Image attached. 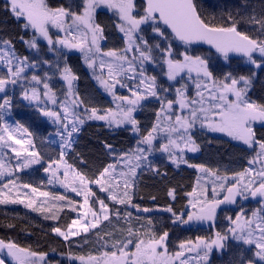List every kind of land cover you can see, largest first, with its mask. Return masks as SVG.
<instances>
[{
    "label": "snow or ice",
    "instance_id": "obj_1",
    "mask_svg": "<svg viewBox=\"0 0 264 264\" xmlns=\"http://www.w3.org/2000/svg\"><path fill=\"white\" fill-rule=\"evenodd\" d=\"M8 9L25 33L19 40L35 55H21L11 38H0V68L5 70L0 76L3 94L0 96V180L8 178L0 185V204L20 203L46 220H57L53 209L59 210L64 205L51 202L66 201L71 211L78 212L77 218L64 230L60 226L51 229L65 241L100 228L105 221L112 223L113 216L130 221L133 213L128 208L135 209L136 213L154 210L133 200L139 176L145 171L160 174L150 159L157 152L164 154L177 169L186 165L204 174L205 180L214 178L210 197L206 184H200L202 177H197V187L185 193L189 197L186 213L175 212L171 205L159 209L170 213L174 224L211 222L210 227L214 228L217 209L222 204H235L238 197L248 199L249 196L264 201V138H257L254 127L257 122L264 126V103H257L249 96L258 72L264 73V9L246 15L229 11L217 16L204 13L197 0H140L139 3L137 0H71L56 7L50 6L47 0H8ZM105 9L116 17L114 26L123 37L122 49L105 51L101 47L106 36L97 15L98 10ZM241 24L249 25L253 34L240 30ZM52 29L56 30L55 35ZM28 32L31 36L26 38ZM195 45H207L208 54H194ZM73 51L81 54L92 78L112 97L115 109L89 106L82 98L75 83L79 76L67 63L66 52ZM46 53H52L55 61L44 58ZM233 56L243 58L250 66L246 74L243 69L231 67ZM42 65L48 69L43 76L37 74ZM150 65L160 67L167 81L179 84L175 87L174 99L167 95L174 85L164 87L158 83L156 75L148 74ZM56 75L64 83L62 96L50 84ZM189 81L195 87V97L187 94ZM9 86H19L21 98L34 104L42 116L58 126L55 135L60 137L61 151L57 159L45 162L36 150L32 134L20 125L13 128L4 121L12 109ZM118 86L127 88L130 95H118ZM150 100L158 102L159 108L151 127L142 133L135 113L144 107V101ZM91 120L103 121L109 128L125 127L137 139L135 146L124 152L105 142L104 148L112 162L89 176L68 163L65 157L72 150L74 134ZM18 132L27 133L29 138H17ZM207 133H221L254 153L248 159L249 167L234 173L227 187L229 177L220 175L219 169L191 163L186 158L187 153L200 151L197 136ZM4 149L13 154L8 160L14 159L15 164L5 162ZM44 163L47 166L43 170L49 173L48 184L58 183L82 197V203L77 206V202L65 195L19 182L16 173ZM257 164L259 169L255 168ZM91 185L106 193L112 206L98 197ZM21 189L29 191L22 193ZM221 192L225 194L217 198ZM167 195L175 200V189L170 188ZM116 206H124L123 212ZM134 219L146 220L149 226L153 224L148 217ZM227 219L230 226L226 231H216L209 240L197 238L195 243L181 242L180 250L174 253L168 250L167 231L156 234L149 228L142 236L139 229L129 224L127 236L115 239L111 250L87 258L72 255L69 258L79 260L80 264H176L177 261L188 264L190 257L186 252H195L200 260L207 261L214 248L225 250L234 241L236 245L249 246L248 251L252 252L249 258L241 255L236 264H264V208L253 211L251 217H243L241 213L235 219ZM101 247H107V242ZM3 249H7L16 264H47L46 253L0 240V250ZM0 264H5V260L0 259Z\"/></svg>",
    "mask_w": 264,
    "mask_h": 264
},
{
    "label": "trees",
    "instance_id": "obj_2",
    "mask_svg": "<svg viewBox=\"0 0 264 264\" xmlns=\"http://www.w3.org/2000/svg\"><path fill=\"white\" fill-rule=\"evenodd\" d=\"M137 2L139 3L140 0H137ZM197 3L204 13L217 16L229 11L234 15L237 12H239L240 15H246L252 11L259 13L264 9V0H197ZM103 15V12L98 14L99 23L102 21L104 25H107V22H112L109 20L107 21V18ZM109 17L115 22L113 15ZM107 26V28L105 27L104 34L106 38L114 36V40L112 42L110 41V43H106L107 45L104 47L105 51L114 48L122 49L124 47V42H119L118 34L120 35V33L114 27ZM240 30L246 31L250 35L253 34L250 26L246 24H241ZM21 35H25V33L21 28V23H18L9 11L8 1L0 0V38H11L19 54L33 56L34 53H30L19 40ZM30 36L31 32H28L26 38ZM41 46L45 49L44 45ZM182 50L183 48H181V51ZM193 51L194 54L197 55L208 54V50L202 48L193 47ZM220 63L223 64V61H220ZM231 67L243 69L246 74L247 68L250 66L246 65L243 60H232ZM147 70L149 75H156L158 77V83H161L164 87H168L172 84L167 81L160 67L150 65ZM225 70H227V66H225ZM2 71L3 70L0 69V76L5 74L4 72L2 73ZM86 84L91 83L86 80L84 75H80L77 81L78 89H81ZM172 85L174 86L169 92V99L175 98V87L179 86V84ZM117 93L125 96L130 94L127 88H119ZM249 96L257 103H264V73L258 72ZM98 97L102 101L106 100V97ZM143 104L144 107L136 115V118L140 121L142 133L151 127L155 121L156 112V109L152 108V105L148 103ZM158 105V102H156V107H158ZM90 106L100 107L101 109L109 108L108 104L97 105L96 103H91ZM12 113L17 124L26 128L28 132L32 134L31 138L36 145V150L42 154L44 161L47 162L51 159H57L60 149L49 142V137L54 132V127L43 118L40 112L24 104L17 95L13 100ZM255 130L257 138H264V127L259 126L256 127ZM136 139L137 137L131 131H126L125 128L114 129L107 127V125L103 123L87 121L80 130L72 150L66 155V160L80 171L91 176L96 173L98 169L112 162V158L104 148L105 142L113 145L114 149L118 152H124L135 146ZM218 142H221V145L218 144ZM197 143L200 145V151L197 157H193L195 164H204L203 162L214 164L216 161L226 164L232 160V164H234L235 160L239 159L246 162V159H248L250 155V152L244 148V146L235 145L233 142L216 135H199ZM233 148L235 152L232 151ZM150 158L153 160L154 165L160 169V174L156 175L152 172L145 171L142 176H139L133 203L139 204L142 207H150L154 210H159L171 205L175 212L184 213L187 211L189 200V197H187L185 193L192 191L196 186L197 171L194 168H188L183 165L177 169L165 156L155 155ZM206 159H209V161ZM81 161H83V163ZM46 166V163H44L28 172L22 173L18 176L19 181H21V183H29L41 191L51 190L44 176L43 168ZM170 188L176 191L175 200H172L167 195ZM98 194L100 198H104L106 203L112 206V202L100 195V193ZM152 196H155L156 199L152 200ZM116 207H119L123 212L124 206ZM256 209L258 210L259 208L256 207ZM253 211L255 210H250L251 213ZM131 212L133 213V218H131L130 221L123 217L117 219L113 216L112 223L105 222L100 228L94 229L69 242H65L53 235L51 229L54 226H60L62 230L65 229L73 218L71 212L63 210V212L58 214L59 217L57 220H46L43 218L42 214L31 212L24 207L0 206V240H3L5 243L13 242L20 248L30 249L37 253H46L47 256L56 254L57 259H49L50 263L74 264L71 260L67 259V256L88 257L89 255H99L105 250H111V245L115 239H123L127 236L126 229L129 227V224L139 229L142 236L149 228L156 234L167 231L169 233L167 246L172 252H176L181 242H187L189 240L193 242L197 240V238L208 239L211 234L210 230H213L212 227H210V229L195 230L188 227L186 224H174L172 223L171 214L168 212L151 216H142L138 215L136 212L134 213V211ZM233 214L234 209L232 207L224 208L218 216L219 224L224 221V216ZM45 215H50V213H45ZM136 216L151 218L153 224L149 226L146 220L137 221L134 219ZM141 225H143V227H141ZM96 233H100V236H97ZM105 233H108V235ZM100 237H103V239ZM143 238L147 237L144 236ZM105 242H107V247H101ZM217 252L209 257L207 261L208 264H236V261L241 255L245 258H249L252 255V252L248 251V247L245 245H236L231 241L229 242L228 248ZM64 256L66 259H64Z\"/></svg>",
    "mask_w": 264,
    "mask_h": 264
},
{
    "label": "rangeland",
    "instance_id": "obj_3",
    "mask_svg": "<svg viewBox=\"0 0 264 264\" xmlns=\"http://www.w3.org/2000/svg\"><path fill=\"white\" fill-rule=\"evenodd\" d=\"M8 1V0H7ZM50 0H47V2H49ZM104 13V15L103 16H105L106 18H107V21L109 20V21H112V22H107V25H109V26H112V27H114L115 28V26H114V23L115 22H113V19H111L109 16H111V15H113L111 12H109L108 10H98V14H100V13ZM114 16V15H113ZM114 19L116 20V17L114 16ZM97 22L99 23V16L97 15ZM109 23V24H108ZM100 24L105 28H107L108 26L107 25H104V22H100ZM52 33L55 35V33H56V30L55 29H52ZM60 35H63L62 33L60 34ZM121 35V34H120ZM119 34H118V39H119V42H122L123 41V37H122V35L120 36ZM114 36L113 37H111V38H106L105 40H103V41H101V47H102V49L103 50H105V46L107 45L106 43H110V41L112 42L114 39ZM124 42V41H123ZM42 45H44V47H45V50H46V45L42 42ZM112 45V44H111ZM35 55V54H34ZM66 55H67V57H68V60H67V63L73 68V70L75 71V73L78 75V76H80V75H84L85 76V78H86V80L87 81H90V83L91 84H86L85 86H83L81 89H78V86H77V81L75 82L76 83V87H77V90L79 91V93L81 94V96H82V98L86 101V103H88V105L90 106L91 105V103L93 104V103H96L97 105H105V104H108L109 106V108H110V105H111V108L112 109H115V103L113 102V100H112V97L111 96H109L99 85H98V83H97V81L96 80H94L93 78H92V72H91V70L90 69H88L87 67H86V65H84V63H83V60H82V58H81V54L79 53V52H75V51H73V52H66ZM44 58H48V59H51V60H53V61H55V57H54V55L52 54V53H46V55H44ZM75 59H79V60H75ZM0 69H2L3 71H2V73L4 72L5 73V70L3 69V68H0ZM45 70H48L47 69V66H41V68L37 71V74L38 75H41V76H43V73H44V71ZM83 71H85V72H83ZM29 75H31L32 74V70H29V73H28ZM179 79V78H178ZM169 82V81H168ZM169 83H172V84H175V82H169ZM50 84L57 90V94L58 95H61L62 96V89H63V87H64V83H63V81L62 80H60L59 79V76L58 75H56L51 81H50ZM86 88H87V91H86ZM119 86L117 87V89H116V92L119 90ZM195 87H194V85H192V83L189 81L188 82V92H187V94L189 95V97H195ZM118 94V93H117ZM170 93H168L167 95H169ZM8 95L12 98V104H13V100L15 99V97L18 95V97H19V99L24 103V104H26L27 106H30V107H33L35 110H36V107H35V105L34 104H30L28 101H25V100H23L22 98H21V88L19 87V86H16V87H12V86H9V89H8ZM119 95V94H118ZM130 95V94H129ZM0 96H3V94L2 93H0ZM98 96H102V97H106L105 99L106 100H100L99 99V97ZM155 100H150V101H144L143 103H148V104H150V105H152V108H154V109H158L159 108V105H158V107H156V102H154ZM111 103V104H110ZM49 107H52L51 105H49ZM97 108H99V109H101L100 107H97ZM139 111L140 110H138L136 113H135V115H137L138 113H139ZM39 112V111H38ZM43 118H45L53 127H54V132L50 135V137H49V142L50 143H52L53 145H55L56 147H58L59 149H60V151H61V148H60V137H58V136H56L55 135V133L57 132V130H58V126L57 125H54L53 124V122L48 118V117H45V116H43ZM4 121L8 124V125H10L11 127H13V128H15L18 124H17V122L14 120V117H13V113H12V109H11V111H10V113L8 114V115H6L5 117H4ZM91 121H95V120H91ZM87 122V121H86ZM95 122H99V123H103V124H105L103 121H95ZM84 126V125H83ZM83 126L81 127V129L83 128ZM259 126H262L259 122H257L255 125H254V127L256 128V127H259ZM262 127H264V126H262ZM120 128H125V127H120ZM80 129V130H81ZM114 129H118V128H114ZM80 132V131H79ZM79 132L77 133V134H74V136H73V140H74V143L76 142V139H77V137H78V135H79ZM207 134H211V135H216V136H220L221 138H223V139H227V140H229V141H231V142H233L235 145H240L238 142H236V141H233V140H231L229 137H227V136H225V135H223V134H221V133H207ZM17 135V138H22V139H28L29 137H28V135H27V133H24V134H21V133H17L16 134ZM135 135V134H134ZM136 136V135H135ZM199 136V135H198ZM198 136H197V138H198ZM32 139V138H31ZM34 143V142H33ZM74 143H73V145H74ZM218 144H220L221 145V142H218ZM73 145H72V147H73ZM240 146H243V145H240ZM15 147H19V146H15ZM244 148H246V146H244ZM249 152H250V155H249V158L248 159H250V158H252L253 156H254V153L252 152V150L251 149H247ZM5 153H6V156H5V162L6 163H8V162H10L11 164H15L16 163V161L13 159V160H11V161H9L8 160V157H11L13 154L10 152V151H8L7 149H4L3 150ZM233 152H235V150H234V148H233V150H232ZM68 154V153H67ZM198 154H199V152H197V153H187L186 154V158L187 159H189V161L191 162V163H195L194 161H193V157H197L198 156ZM155 155H157V156H164V154H162V153H154V155L153 156H155ZM65 159H66V157H65ZM151 159V158H150ZM248 159H246V162H244V161H241L240 159L239 160H235V163L234 164H232V161L231 162H229V163H218L217 161H216V163H206V162H203L204 163V165L205 166H207V167H209V168H211V169H219V174L220 175H227L228 177H229V180L227 181V183H226V187L228 186V185H230L231 184V182H232V180H231V177H232V175L234 174V173H237V172H240V171H243L245 168H248L249 167V165H248ZM206 160H208L209 161V159H206ZM210 164V165H209ZM39 165H33L31 168H29V169H27V170H25V171H22V172H18V173H16V176L18 177L19 175H21L22 173H25V172H28V171H30V170H32V169H34V168H36V167H38ZM182 166V165H181ZM183 166H186V165H183ZM259 167H260V165L259 164H257V165H255V168H257V169H259ZM196 170V169H195ZM197 171V170H196ZM197 174H198V176L199 177H202V179L200 180V184L201 185H205L206 184V186H207V188H208V195L211 197V188H212V183H211V180H213L214 178L213 177H208L207 178V180H205L203 177H204V174H202V173H199L198 171H197ZM44 176H45V178L47 179V184H48V179H49V173H46V172H44ZM197 176V177H198ZM7 177H5L3 180H0V185H2L3 183H5V182H7ZM19 182H21V181H19ZM217 183H219V181H217ZM48 187L51 189V190H44V191H48V192H50V193H52V194H55V195H65L66 197H68V198H70V199H72L73 201H75V202H77V206H78V204L79 203H82V201H83V198L82 197H80V196H76V194L75 193H73V192H71V191H68V190H65L63 187H61L58 183H53V184H48ZM91 187H92V189H93V191L96 193V195L99 197V194L98 193H100V195H102V196H104V197H106L107 196V194L106 193H103V192H100L99 191V188L96 186V185H91ZM195 187H197V183H196V186ZM22 193L23 192H28L29 190L28 189H21L20 190ZM225 193L224 192H221L220 193V196L219 197H217V198H222L223 197V195H224ZM92 199H95V197H93ZM111 202V201H110ZM51 203H56L57 205H64V207H62L61 209H59V210H57L56 208H54L53 209V212H55L56 213V215L59 217V215L58 214H60L61 212H63V210L64 211H69V212H71L72 214H73V218H72V220L73 219H75V218H77V216H78V212H73V211H71V209H70V207H68L67 206V202L66 201H56V202H51ZM0 206H8V207H24V205L23 204H20V203H16V204H11V203H8V204H0ZM97 207H98V205H97ZM253 207V208H252ZM256 207H258L259 209H261V208H264V201H254L253 200V198L252 197H250L249 196V198L248 199H243V198H240V199H238L237 200V203L234 205V206H232V208L234 209V214L233 215H227V216H224V221H222L220 224H219V222L217 221V225H215V227L213 228V230L211 231V234L209 235V238L208 239H205V240H209V239H211V238H214V236H215V232L216 231H221V232H224V231H226L227 230V228L230 226V224H229V220L227 219L228 217H232L233 219H235V217L238 215V214H241V213H243V217H251V215H252V213L250 212V210H255V211H257V209H256ZM25 208V207H24ZM228 208H231V207H228ZM25 209H27V210H30V209H28V208H25ZM123 209V208H122ZM31 211V210H30ZM127 211H134V213H135V209H132V208H128L127 209ZM187 211H189V208L187 207ZM187 211H185L184 213H186ZM31 212H33V211H31ZM35 213H37V212H35ZM185 218H186V216H185ZM88 219L89 220H91L92 219V217L91 216H89L88 217ZM71 220V221H72ZM219 221H220V219H219ZM105 222H107V221H105ZM105 222H103V223H105ZM71 223V222H70ZM69 223V224H70ZM102 223V224H103ZM101 224V225H102ZM185 225V224H184ZM66 229V228H65ZM64 230V229H63ZM92 230H94V229H91L90 231H92ZM89 231V232H90ZM88 232V233H89ZM210 233V232H209ZM84 234H87V233H81L80 235H77V236H74V237H71L68 241H65L62 237H59V236H57L55 233H53V235H55L56 237H58V238H60V239H62L63 241H65V242H69L70 240H72V239H75V238H78V237H80V236H82V235H84ZM196 242V240L195 241H193V243H195ZM231 242H234V241H231ZM235 243V242H234ZM190 246V245H189ZM246 246V245H245ZM246 247H248L249 248V246H246ZM169 250V249H168ZM178 250H180L179 249V247H178V249L176 250V251H178ZM217 251H221V250H217V249H213L212 250V252L209 254V257L213 254V253H215V252H217ZM169 253H174V252H172V251H170L169 250ZM218 253V252H217ZM185 255L187 256V257H190V259H189V262H188V264H208L207 263V261H203V260H200L198 257H197V255H196V253L195 252H192V253H185ZM209 257H208V259H209ZM53 259V260H55V259H57L56 258V254H54V255H51V256H46V260H47V264H54V263H50L49 262V259ZM85 258H87V257H85ZM0 259H4L5 260V264H16V262L12 259V257H10V256H8V254H7V249H3V250H0ZM64 259H66V257L64 256ZM67 259L68 260H71V262L72 263H74V264H80V261L79 260H73V259H70L69 258V256H67ZM176 264H179V262L177 261L176 262Z\"/></svg>",
    "mask_w": 264,
    "mask_h": 264
},
{
    "label": "water",
    "instance_id": "obj_4",
    "mask_svg": "<svg viewBox=\"0 0 264 264\" xmlns=\"http://www.w3.org/2000/svg\"><path fill=\"white\" fill-rule=\"evenodd\" d=\"M194 48H202V49H205V50H209L208 49V46L207 45H195L193 46ZM214 52V50H212ZM232 60H243V58L241 57H238V56H233ZM239 199V197L237 198V200ZM253 200L255 201H258V200H261L260 197H256V198H253ZM237 203V202H236ZM235 203V204H236ZM235 204H222L218 209H217V215H216V219L219 215V213L224 209V208H228V207H232L234 206ZM164 214L166 212L164 211H160V210H153L152 212H149V213H137L139 215H142V216H151V215H154V214ZM216 221V220H215ZM210 223L211 222H196V221H190L187 225L189 227H196L197 229H201V228H208L210 226Z\"/></svg>",
    "mask_w": 264,
    "mask_h": 264
},
{
    "label": "flooded vegetation",
    "instance_id": "obj_5",
    "mask_svg": "<svg viewBox=\"0 0 264 264\" xmlns=\"http://www.w3.org/2000/svg\"><path fill=\"white\" fill-rule=\"evenodd\" d=\"M71 0H50L48 3L50 6L52 7H56V6H60V5H63V4H67V3H70ZM240 199V198H239ZM217 221H218V218L216 219L215 221V225L217 224ZM213 228V227H212ZM194 229V228H192ZM208 229H210V227H208ZM196 230V229H195ZM212 231V230H211ZM210 232V231H209Z\"/></svg>",
    "mask_w": 264,
    "mask_h": 264
}]
</instances>
